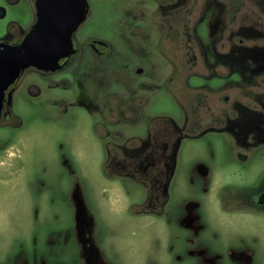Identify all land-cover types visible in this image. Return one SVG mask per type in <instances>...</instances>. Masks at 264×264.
Listing matches in <instances>:
<instances>
[{"label": "flooded vegetation", "instance_id": "1", "mask_svg": "<svg viewBox=\"0 0 264 264\" xmlns=\"http://www.w3.org/2000/svg\"><path fill=\"white\" fill-rule=\"evenodd\" d=\"M39 3L51 18L47 41L68 46L58 47L56 55H64L57 64L30 65L0 90V129L23 126L19 103L53 110L45 123L59 128L68 120L65 129L101 140L107 172L147 188L141 211L177 218L186 235L220 232L212 229V209L264 220V0H8L10 8L25 6L27 20L10 18L1 51L25 41ZM164 99L177 115L156 109ZM84 114L89 123L82 126ZM209 133L228 134L234 145L223 150L221 179L212 162L198 163L192 183L207 197L174 206L170 187L182 142ZM3 166L8 175L20 172L21 165ZM244 174L251 179L243 181ZM230 175L237 180L226 182ZM220 180L225 184L209 201ZM84 219L80 263L127 264L104 239L95 241ZM234 231L245 236L256 228ZM241 244L200 243L189 250L200 259L192 264H254L253 250Z\"/></svg>", "mask_w": 264, "mask_h": 264}, {"label": "rangeland", "instance_id": "2", "mask_svg": "<svg viewBox=\"0 0 264 264\" xmlns=\"http://www.w3.org/2000/svg\"><path fill=\"white\" fill-rule=\"evenodd\" d=\"M0 6L7 9V15L0 17V35L13 16L27 20L22 4L10 8L8 0H0ZM156 109L177 115L167 99ZM15 110L23 126L0 129V264H81L77 236L83 218L95 241L104 239L112 249L110 254L127 264H170V260L192 264L200 259L189 250L200 248L206 241L218 249L226 242L239 247L243 243L253 250L254 264H264V220L238 219L212 209V229L222 227L220 232L181 233L177 218L141 211L147 188L107 172L101 140L77 135L76 127L65 129L68 120L58 122L59 128L48 125L45 122L51 119V109L19 103ZM78 122L83 126L89 120L84 114ZM48 131L57 134L47 135ZM229 148L234 145L225 133L184 140L176 160L170 202L181 206L197 194L207 197L193 185L192 172L198 163L208 161L221 179L223 150ZM4 164L21 165L20 172L8 175ZM240 177L243 181L251 179L245 174ZM224 180L235 182L237 177L230 175ZM221 184L220 180L213 185L209 201L215 200ZM245 228L256 231L245 236L234 231Z\"/></svg>", "mask_w": 264, "mask_h": 264}, {"label": "water", "instance_id": "3", "mask_svg": "<svg viewBox=\"0 0 264 264\" xmlns=\"http://www.w3.org/2000/svg\"><path fill=\"white\" fill-rule=\"evenodd\" d=\"M38 16V23L20 46L7 47L3 51L0 49V90L8 86L22 69L30 65L47 68L57 64L59 57L64 55V53L56 55L57 49L58 47L65 49L68 46L67 44L58 45L46 39L47 21H50L51 18H49L44 3H39Z\"/></svg>", "mask_w": 264, "mask_h": 264}]
</instances>
